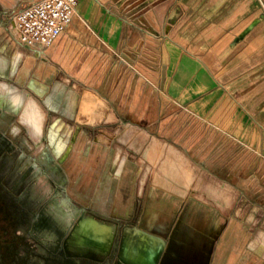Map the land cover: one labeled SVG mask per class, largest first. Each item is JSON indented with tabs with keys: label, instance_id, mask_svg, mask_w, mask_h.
Here are the masks:
<instances>
[{
	"label": "rangeland",
	"instance_id": "rangeland-1",
	"mask_svg": "<svg viewBox=\"0 0 264 264\" xmlns=\"http://www.w3.org/2000/svg\"><path fill=\"white\" fill-rule=\"evenodd\" d=\"M3 6L0 2V264H160L167 247L160 237L168 239L169 232L157 221L170 217L173 228L180 212L179 205L168 211L161 202L183 198L187 189L218 205L224 216L234 219L236 231L250 233L247 244L257 247L253 237L264 230V164L255 154L244 156L241 146L225 137L213 139L214 130L165 100L159 86L158 40L151 47L145 40L123 59L116 57L119 62H101L89 81L64 76L54 93L48 95L49 87L41 94L28 84L34 57L18 70L24 52H30L16 40L13 13L19 6ZM17 52L23 55L15 65ZM63 87L67 96L62 104L72 115L47 103ZM86 87L114 100L106 103ZM8 88H16L26 100L13 103ZM88 98L102 104L101 118L89 114L88 119L83 113L79 119ZM29 100H35L43 115L41 135L24 120ZM112 102L123 111H115ZM147 106L156 107L147 117L156 114L160 120L149 127L135 121L146 116ZM106 148L108 154L100 155ZM109 157L117 174L122 169L110 205L100 207L111 213L84 204L73 190L82 162L98 168ZM130 162L135 186L134 177L126 174ZM134 192L132 214L115 215L130 210ZM122 196L130 202L119 209ZM256 237L264 245V232ZM241 244L240 239L234 246ZM223 248L225 254L228 245Z\"/></svg>",
	"mask_w": 264,
	"mask_h": 264
},
{
	"label": "crops",
	"instance_id": "crops-1",
	"mask_svg": "<svg viewBox=\"0 0 264 264\" xmlns=\"http://www.w3.org/2000/svg\"><path fill=\"white\" fill-rule=\"evenodd\" d=\"M31 1L0 0L3 7ZM145 40L149 47L154 40L159 42V86L165 100L174 103L178 111L191 114L202 127L214 130L213 139L225 137L233 145H240L244 156L255 154L264 164V0H79L78 14L69 28L43 54L23 51L18 70L33 56L28 84L33 82L35 91L41 94L50 87V95L64 76L77 83L89 81L101 62L115 61L116 57L121 60ZM86 89L103 97L96 89ZM66 96L67 88H60L47 103L72 115L62 104ZM90 96L102 102L98 96ZM103 98L106 103L114 100ZM112 103L115 111H123L121 105ZM149 108H144L147 114L135 120L137 123L149 127L160 121L156 114L147 117L149 111L156 113V107ZM129 111L134 112V105ZM101 154L107 155L108 150ZM89 164L84 161L80 172L75 169L73 190L76 195L78 188L85 193L75 197L111 213L100 207L110 205L119 185L116 176L122 169L117 174L110 157L98 168ZM130 164L126 174L134 177L135 186L134 163ZM190 190L183 198L161 202L168 211L179 207L180 212L173 228L170 217L157 221L169 232L168 239L160 237L167 241L160 264H264V245L256 237L264 230L256 232L253 240L257 247L251 248L248 231H236L234 219L224 216L218 205L189 194ZM135 192L130 210L115 215L132 214ZM129 202V197L122 196L117 206L123 209ZM191 209L195 210L192 216ZM251 219L250 215L249 223ZM240 239L241 246L235 247ZM225 245L228 248L223 254Z\"/></svg>",
	"mask_w": 264,
	"mask_h": 264
},
{
	"label": "built area",
	"instance_id": "built-area-1",
	"mask_svg": "<svg viewBox=\"0 0 264 264\" xmlns=\"http://www.w3.org/2000/svg\"><path fill=\"white\" fill-rule=\"evenodd\" d=\"M79 0H33L14 10L17 41L39 54L65 32L78 14Z\"/></svg>",
	"mask_w": 264,
	"mask_h": 264
},
{
	"label": "bare ground",
	"instance_id": "bare-ground-1",
	"mask_svg": "<svg viewBox=\"0 0 264 264\" xmlns=\"http://www.w3.org/2000/svg\"><path fill=\"white\" fill-rule=\"evenodd\" d=\"M13 26H14V23H13ZM14 29L16 31V36H18V31L15 28V26H14ZM43 52L44 51L42 50L41 52H39V54H43ZM21 56H22L21 52L15 53V59H14V64L15 65L18 64ZM29 85L32 86V87L34 86L33 82H31V81L29 82ZM8 89H9V92H10V96L14 99V102L13 103L22 104L24 102V100H26V96L24 94H21L20 91H18L16 88H8ZM28 103H27L28 104L27 105L28 107H27V109L25 111L26 113H25L24 120H25V122H27V124H29L30 126H32L34 128V131L36 133H38V134L41 135L42 132H43V119L44 118H43V115L41 113L40 107H38L39 106L38 104H35V101L34 100H29ZM102 107H103L102 104L101 105L98 104L92 98L86 99L85 102H84V104L82 105V109L84 110V112H82L80 114L79 119L81 120V115H84L83 113H86L87 114V115L85 114L84 116L87 117L88 119H89V114H92L93 119L101 118L102 117V114L104 113ZM154 243H156V242L155 241H152L151 242V246Z\"/></svg>",
	"mask_w": 264,
	"mask_h": 264
},
{
	"label": "clouds",
	"instance_id": "clouds-1",
	"mask_svg": "<svg viewBox=\"0 0 264 264\" xmlns=\"http://www.w3.org/2000/svg\"><path fill=\"white\" fill-rule=\"evenodd\" d=\"M59 150V149H58Z\"/></svg>",
	"mask_w": 264,
	"mask_h": 264
}]
</instances>
